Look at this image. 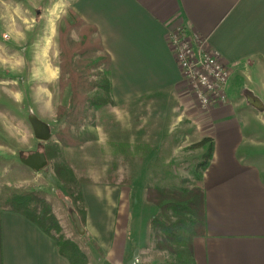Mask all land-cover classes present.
Listing matches in <instances>:
<instances>
[{
    "label": "crops",
    "instance_id": "0c3cea01",
    "mask_svg": "<svg viewBox=\"0 0 264 264\" xmlns=\"http://www.w3.org/2000/svg\"><path fill=\"white\" fill-rule=\"evenodd\" d=\"M64 1L65 11L98 31L110 57L116 110L156 100L169 107L166 115L173 110L175 127L190 119L197 143L214 144L202 181L207 230L194 240L195 264H264L263 173L240 155L249 121L264 116V0ZM177 28L221 55L231 71L225 104L206 111L194 104L169 44ZM141 185L137 179L130 188L100 183L83 188L87 231L109 264H129L149 252L158 209ZM122 222L131 229L122 231ZM0 264L70 262L40 227L0 204Z\"/></svg>",
    "mask_w": 264,
    "mask_h": 264
},
{
    "label": "rangeland",
    "instance_id": "374dc122",
    "mask_svg": "<svg viewBox=\"0 0 264 264\" xmlns=\"http://www.w3.org/2000/svg\"><path fill=\"white\" fill-rule=\"evenodd\" d=\"M4 2L7 5H0V191L4 195L23 190L45 191L65 237L78 238L93 258L92 264H105L93 241L79 236L69 210L73 204L55 177L54 169L48 166L37 173L20 161L30 153L44 151L43 143L34 136L30 113L50 124L52 141L57 140L56 114L69 95V89L63 90L59 83L60 31L64 29L68 34L69 45H77L89 35L88 29L76 23L71 30L64 0ZM93 36L96 40V35ZM81 60L79 57V65ZM194 104L197 105L195 101ZM168 109L156 100L135 104L130 109H101V116L93 125L71 129L70 134L82 141V146L64 148L61 160L69 159L73 167L85 169L86 175L96 183L110 182L109 169L116 167L121 180L131 173L138 175L135 181L140 179L146 191L157 185L169 190L197 186L194 171L207 149L193 147L198 141L192 121L185 118L175 127L174 112L170 110L171 114L166 115ZM249 124L240 155L257 165L264 178V116L254 118ZM140 158L144 161L139 163ZM120 229L126 231L124 222L120 223ZM148 251L129 264H160L154 257L152 240ZM162 254L166 259L162 264L173 260L169 253Z\"/></svg>",
    "mask_w": 264,
    "mask_h": 264
},
{
    "label": "trees",
    "instance_id": "16d2710c",
    "mask_svg": "<svg viewBox=\"0 0 264 264\" xmlns=\"http://www.w3.org/2000/svg\"><path fill=\"white\" fill-rule=\"evenodd\" d=\"M68 13L70 15L67 23L71 30L79 23L87 27L89 35L79 44L69 45L66 42L68 34L63 32L64 29L60 31L59 83L63 90L69 89V95L68 101L60 105L56 114L57 140L42 145L49 166L54 169L55 177L62 184L86 229L83 239L92 240L87 231L88 208L83 188L97 183L86 175L85 169L73 167L69 159L61 160V153L64 148L82 146V141L70 134L73 127L81 129L88 124L93 125L95 119L101 116V109L110 111L117 108V104L113 98L110 57L103 48L98 31L82 21L72 10ZM92 33L96 35V40ZM79 57H82L80 65ZM193 147L207 149L203 152L202 162L194 171L199 185L182 187L179 190H169L157 185L147 191L146 200L158 209L151 222V240L155 249L154 257L160 264L166 260L162 254L166 252L173 256V260H169L167 264H195L194 240L206 235V195L202 181L212 160L214 144L211 139H203ZM109 175L111 181L100 184L130 188L136 179L131 173L121 180L116 167ZM0 204L3 210L22 214L46 232L70 264H92L93 258L82 248L79 239L65 237L45 191L23 190L12 192L10 195H4L0 191ZM92 244L105 260V264H109L106 261V252L96 242L93 241Z\"/></svg>",
    "mask_w": 264,
    "mask_h": 264
},
{
    "label": "built area",
    "instance_id": "2783aa9c",
    "mask_svg": "<svg viewBox=\"0 0 264 264\" xmlns=\"http://www.w3.org/2000/svg\"><path fill=\"white\" fill-rule=\"evenodd\" d=\"M169 44L198 107L208 110L225 104L231 71L221 55L202 38L190 37L183 28L171 32Z\"/></svg>",
    "mask_w": 264,
    "mask_h": 264
},
{
    "label": "water",
    "instance_id": "95a60500",
    "mask_svg": "<svg viewBox=\"0 0 264 264\" xmlns=\"http://www.w3.org/2000/svg\"><path fill=\"white\" fill-rule=\"evenodd\" d=\"M29 122L33 129L36 140L42 143H48L53 138V128L50 124L42 121L36 114L30 113ZM21 164L26 168L40 173L49 166V160L44 151H38L28 154L25 158L21 157ZM72 221L79 236L83 237L86 234V229L82 224V220L78 216L73 206H69Z\"/></svg>",
    "mask_w": 264,
    "mask_h": 264
}]
</instances>
